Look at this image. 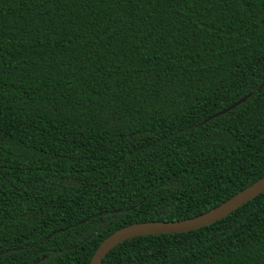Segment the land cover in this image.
I'll list each match as a JSON object with an SVG mask.
<instances>
[{
  "label": "trees",
  "instance_id": "obj_1",
  "mask_svg": "<svg viewBox=\"0 0 264 264\" xmlns=\"http://www.w3.org/2000/svg\"><path fill=\"white\" fill-rule=\"evenodd\" d=\"M263 79L264 0H0V264H87L264 176ZM100 264H264V191Z\"/></svg>",
  "mask_w": 264,
  "mask_h": 264
},
{
  "label": "water",
  "instance_id": "obj_2",
  "mask_svg": "<svg viewBox=\"0 0 264 264\" xmlns=\"http://www.w3.org/2000/svg\"><path fill=\"white\" fill-rule=\"evenodd\" d=\"M264 85V79L260 86ZM245 97H242L226 107L225 109L217 112L212 117L224 114L231 110L233 107L242 103ZM264 191V176L258 178L242 190L235 193L233 196L223 201L212 209L192 218L183 219L179 221H147L140 223H132L120 227L103 238L93 251L87 264H100L104 256L117 244L134 237L158 234H172L184 233L191 230H196L208 226L224 217L229 213L236 210L238 207L251 200L258 194ZM34 260V264L38 262Z\"/></svg>",
  "mask_w": 264,
  "mask_h": 264
}]
</instances>
